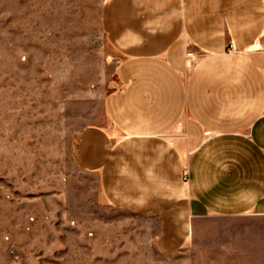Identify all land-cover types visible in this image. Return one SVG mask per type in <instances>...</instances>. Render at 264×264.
I'll return each mask as SVG.
<instances>
[{
	"label": "crops",
	"instance_id": "obj_1",
	"mask_svg": "<svg viewBox=\"0 0 264 264\" xmlns=\"http://www.w3.org/2000/svg\"><path fill=\"white\" fill-rule=\"evenodd\" d=\"M99 23L121 61L70 155L101 204L150 220L163 264H264V0H102Z\"/></svg>",
	"mask_w": 264,
	"mask_h": 264
},
{
	"label": "rangeland",
	"instance_id": "obj_2",
	"mask_svg": "<svg viewBox=\"0 0 264 264\" xmlns=\"http://www.w3.org/2000/svg\"><path fill=\"white\" fill-rule=\"evenodd\" d=\"M101 3L0 0V264H163L151 221L101 204L70 155L121 61Z\"/></svg>",
	"mask_w": 264,
	"mask_h": 264
},
{
	"label": "built area",
	"instance_id": "obj_3",
	"mask_svg": "<svg viewBox=\"0 0 264 264\" xmlns=\"http://www.w3.org/2000/svg\"><path fill=\"white\" fill-rule=\"evenodd\" d=\"M229 48L232 52L234 51L233 46L231 44H230ZM184 180H187V174L186 173H184Z\"/></svg>",
	"mask_w": 264,
	"mask_h": 264
}]
</instances>
